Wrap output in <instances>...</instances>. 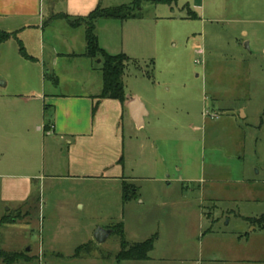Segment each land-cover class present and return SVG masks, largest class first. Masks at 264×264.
I'll return each instance as SVG.
<instances>
[{"label": "rangeland", "instance_id": "obj_1", "mask_svg": "<svg viewBox=\"0 0 264 264\" xmlns=\"http://www.w3.org/2000/svg\"><path fill=\"white\" fill-rule=\"evenodd\" d=\"M56 1L46 0V4H51L52 10L60 9L61 1ZM199 2H143L139 8L142 11L137 12L141 18L129 19L138 21L129 22L133 28L126 32L125 39L122 29H117L113 38L101 31V37L106 38H100V47L110 55L122 53L119 47L124 40L128 45L133 38L144 40L146 47L137 49L136 56L127 54L135 63L126 68V95L141 98L148 109L153 107L151 99H157L162 123L171 124L125 132L124 165L126 175L137 178L132 183L138 189V198L124 202L121 186L113 183L58 179L36 181L34 199L16 206L5 202L0 183V253L17 252L20 256L11 264H208L201 254L208 248L205 240L228 238L239 231L251 233L254 228L257 230L252 233H264L235 215L240 209L243 213L254 211L251 207L221 205L212 212L209 223V204H204L189 180L210 161L225 166L222 174L229 172L230 166L234 169L243 165L251 177L256 178L260 172L259 178H264V0H203V8H197L195 3ZM193 14L197 18H190ZM51 24L50 16H46L44 56L33 31L25 36L18 34L34 61L21 53L16 39L0 43V149H5L0 150V166L17 162L20 170L16 175L24 185L31 175L34 141L40 140L43 147L41 134L35 129L40 120L35 106L40 105L27 103L26 98L54 88L77 93L80 88L75 82L87 80L82 59H50V44L61 41L60 25ZM105 40L110 45L114 42V47L117 44L116 49L104 48ZM83 43L84 35L77 42L81 51L85 49ZM198 50L204 54L198 55ZM244 61L246 69L251 67L250 84L246 85L249 95L237 101L241 87L236 88L234 72ZM94 68L92 87L100 89L101 59L94 61ZM48 69L51 78L45 76ZM55 78H61L59 87L54 85ZM216 92L221 95L217 100L213 95ZM223 107L240 109V115L243 109L247 119L236 122L219 110ZM207 113L219 117L211 119ZM206 120V131L198 130ZM154 130L162 132L159 152L151 149ZM240 139L244 149L242 158L237 159L235 144ZM151 155L157 158L155 167H147L141 159ZM43 156L40 151L42 163ZM169 175L174 180L171 187L165 183ZM232 207L235 212L225 213ZM4 216H8V223L1 222ZM120 223L130 247L156 239L148 260L121 261L122 245L117 235H110L103 244L93 239L98 228L109 229ZM117 230L119 233L120 227ZM87 242L89 251L76 258V249ZM0 264H5L1 256Z\"/></svg>", "mask_w": 264, "mask_h": 264}, {"label": "crops", "instance_id": "obj_2", "mask_svg": "<svg viewBox=\"0 0 264 264\" xmlns=\"http://www.w3.org/2000/svg\"><path fill=\"white\" fill-rule=\"evenodd\" d=\"M56 2H59L60 9L52 10V5L49 4L48 6L46 0H0V31L18 33L20 36H25L26 32L33 31L36 37L39 38L40 52L44 56L46 46L43 40L45 35L44 24L46 16H50L51 25L57 23L60 25L59 38L61 39L58 44H50V59L53 62H56L60 56L82 59L81 68L87 79L75 82V87L80 88L77 93L59 92L58 88H54L53 90H43L37 96L33 95L26 98L27 103H39L40 105L37 106L38 104H36L35 106L36 115H39L40 119L39 124L35 125V129L41 134L43 147L40 140L34 141V145L31 147V175L27 177L26 185L18 181L19 178H17L16 173L20 168L17 162H4L0 166V183L2 190H4L5 202L9 201L16 204V206L34 199L32 192L36 181L45 182L58 179L67 181L97 180L113 183L121 186V188L124 182L134 183L137 178L127 176L124 165L127 155L124 142L125 132H139L147 126H152V129L154 126L157 129L160 125L171 127V124L162 123L160 118L161 107L156 102L157 99H151L153 107L148 109L147 104L141 98L127 94L125 102L116 99L102 100L94 113L93 107L98 102L96 97L103 89V76L101 78L98 76V79L101 80L100 89L92 87L93 81H91V78H93L92 75L95 71V60L85 56V27H72L67 19L58 17L59 15H66L70 18H85L98 6L112 8L132 3H126L128 0H57ZM200 2L195 3L197 8H203V0H200ZM131 21L138 20H99L96 25L99 40H101L100 38L102 40L106 38L101 37L102 30H105V33H110V38H113L112 36L117 29L124 31L125 39L126 32L129 33L133 28L129 24ZM82 35H84V51H81L82 47L77 48V42L81 41ZM105 41L106 47L104 48H107V50L116 49L117 44L114 47V42H111L113 44L110 45L108 40ZM145 45L142 38L141 40L133 38L130 45L125 43L124 40L119 48L126 55L136 56L135 52L139 51L137 49H141ZM111 53L115 54V51ZM244 63L245 61L242 66L237 64L234 72L238 84L236 88L241 87L237 93L239 94L236 97L237 101H244L249 95L246 85L250 84L251 76L248 73L251 67L247 66L246 69ZM218 68H221V65ZM49 75H52L50 69H48L45 76L49 77ZM57 80V83L54 81V85L59 87L61 78ZM124 85L127 93L125 76ZM213 95L217 97L215 100L221 97L220 93L217 92ZM219 110L236 122H238V119L242 121L247 119L243 109L241 115L240 109H234L233 107H223ZM139 116L143 119L140 128L135 122V119ZM208 123V120H206L202 125L203 127L198 128V130L206 131ZM241 127L238 125L239 129ZM153 133L155 137L152 139L154 141L151 142V149L159 152V143L163 139L159 135L162 132L154 130ZM235 147L237 149V159L242 158L241 153L244 145L241 139L238 140ZM0 150L5 151V149ZM40 151L44 152V163L39 158ZM141 159L147 167L156 166V156H144ZM222 167L225 166L210 161L207 165L199 167V172L189 178L194 184V189L200 193L204 204H209L206 212L207 217L203 216L204 219L207 218L211 223V214L219 210V206L224 204L237 207L245 206L249 209L250 207L253 208L254 211L243 213L238 208V210L240 209L239 214L235 213V215L240 221H245L249 227L253 226L251 219L264 216V178H259L260 172L257 173V177L254 176L256 178L251 177L249 169L246 168V171L243 165L242 167L235 166L234 169L230 166L228 168L229 172L227 171L224 174L221 173ZM166 172H168V169ZM165 183L169 187L172 186V183H174L172 175L167 177ZM233 208L235 207L228 208L229 211L225 213L235 212ZM212 222L214 223L215 219ZM256 230L257 228H254L251 233L245 234L239 231L228 238L218 240H205L204 242L208 248L204 252L202 251V257L206 258L208 264H264V233L261 235L252 233ZM262 231L264 232V230ZM26 251L31 252L32 249Z\"/></svg>", "mask_w": 264, "mask_h": 264}, {"label": "trees", "instance_id": "obj_3", "mask_svg": "<svg viewBox=\"0 0 264 264\" xmlns=\"http://www.w3.org/2000/svg\"><path fill=\"white\" fill-rule=\"evenodd\" d=\"M176 0H134L131 5H120L112 8H102L98 6L88 17L85 18H70L66 15H59L58 17L67 19L70 22L72 27H85V40H86V51L85 56L98 60L101 59L102 63V76H103V89L101 93L96 97L98 99L97 104L93 107V112L97 111L99 103L105 99H116L121 102L126 101V89L124 85V76L126 72V68L135 63L132 58L128 55L121 53L117 55H110L106 53L99 44V39L96 33V25L99 20H119L126 21L129 19L141 18L139 17L137 12L142 11L139 10L141 8V3L147 2L153 5L165 3L172 4ZM190 18H197L196 14L191 15ZM16 39L20 45V51L23 55L30 60H35L31 56H29L23 47V43L18 38V33H7L4 31H0V43H4L10 39ZM146 75L150 76L151 74L146 72ZM51 78V75H49ZM55 83L58 82L57 78L54 79ZM47 128V127H46ZM45 128V130H46ZM138 198V189L133 183L124 182L122 185V199L124 202H129L133 199ZM8 216L2 219L3 223L7 222ZM10 221V220H9ZM252 224L257 225L261 230H264V216L260 218H254L250 220ZM14 223L13 219L11 220ZM117 227H120V231L118 233ZM113 231V235L119 236L121 239L122 250L119 254V258L121 261H146L149 259V253L154 249L155 238L150 239L144 243L133 244L130 247L129 243L125 239V233L123 229V224H117L111 227ZM90 244L86 243L79 246L76 249L75 257L79 258L82 253L89 251ZM1 258L5 262V264H11L13 260L19 258V254L16 253H7L1 252Z\"/></svg>", "mask_w": 264, "mask_h": 264}, {"label": "water", "instance_id": "obj_4", "mask_svg": "<svg viewBox=\"0 0 264 264\" xmlns=\"http://www.w3.org/2000/svg\"><path fill=\"white\" fill-rule=\"evenodd\" d=\"M248 47V44H247ZM100 63V61H99ZM142 117H138L137 119H135V122L137 124V126L140 128L142 126ZM113 231L111 229H103V228H98L95 233H94V240L98 243V244H103L105 243L108 238L110 237V235H112Z\"/></svg>", "mask_w": 264, "mask_h": 264}, {"label": "built area", "instance_id": "obj_5", "mask_svg": "<svg viewBox=\"0 0 264 264\" xmlns=\"http://www.w3.org/2000/svg\"><path fill=\"white\" fill-rule=\"evenodd\" d=\"M197 53H198V55H203L204 54L203 50H198ZM196 63L199 64L200 63V60L197 59L196 60ZM206 115L209 116L211 119H217L219 117L218 114H216V113L215 114H209V113H207Z\"/></svg>", "mask_w": 264, "mask_h": 264}]
</instances>
